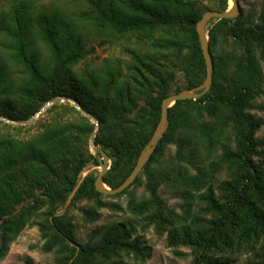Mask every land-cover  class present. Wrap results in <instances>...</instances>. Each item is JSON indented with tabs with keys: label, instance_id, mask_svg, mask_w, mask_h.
<instances>
[{
	"label": "trees",
	"instance_id": "1",
	"mask_svg": "<svg viewBox=\"0 0 264 264\" xmlns=\"http://www.w3.org/2000/svg\"><path fill=\"white\" fill-rule=\"evenodd\" d=\"M227 1L207 6L200 0H71L60 6L0 0V115L24 120L50 98L74 99L98 121L95 143L110 160L102 179L117 186L159 119L173 70L184 74V88L203 81L196 22L206 9L225 10ZM91 33L133 36L153 52L127 48L125 72L119 64L80 67L93 52L87 47ZM207 35L213 62L209 90L168 108L166 131L133 183L119 193L97 191L96 173L79 178L89 163H99L88 149L94 123L73 105L49 106L40 117L49 112L50 120H39L32 132L34 124L0 120V259L33 224L43 239L40 249L54 252L57 264H142L149 247L132 221L96 226L78 242L71 218L58 212L69 200V205L92 200L82 216L94 222L98 209L108 205L101 197L124 194L126 209L144 219L143 230L152 225L166 232L169 247L190 249L188 264H231L232 254L245 255L244 264H264V136H256L262 122L251 112L263 91L264 0L254 15L210 20ZM162 51L169 53L171 67L159 62ZM170 143L175 151L167 166H176L171 174L161 166ZM214 150L220 151L215 160L209 158ZM215 165L226 174L214 190ZM162 183L181 189L182 213L164 202ZM189 186L205 190L193 195Z\"/></svg>",
	"mask_w": 264,
	"mask_h": 264
},
{
	"label": "rangeland",
	"instance_id": "2",
	"mask_svg": "<svg viewBox=\"0 0 264 264\" xmlns=\"http://www.w3.org/2000/svg\"><path fill=\"white\" fill-rule=\"evenodd\" d=\"M69 1L71 0H41V2L45 3V5H48L49 3L51 4L57 3V5L60 6H62L64 3L67 5ZM200 1L202 4L207 6H213L215 4V0H200ZM261 2L262 0H238L239 3L238 14L240 13L252 14V15L256 14V12H258L260 8ZM227 3H228L227 8H229L231 6V0H228ZM101 40H103L104 43L102 42L100 43ZM87 47H91L93 49V52L91 54H88L86 58H84V60L78 64V66L83 67L86 64L90 66H100L103 64H108V65L119 64L122 66L123 72H125L126 63L130 62V57L127 48L136 51L138 50L144 51L148 48L146 46L138 45L136 39L133 36L110 37L107 35H101L100 37H97L96 34H92V33L88 35ZM229 49L230 46L227 45L226 50ZM149 52H153V51L149 49ZM162 53H163L162 56H157L159 62H161V64H164V67L166 66L171 67V65L169 64V59H171L169 53H165V51H162ZM263 64L264 63L261 62L263 69V82H262L263 91L260 92L259 95L253 100V108L251 109V112L256 117H259L262 122L256 132L257 137L264 136V65ZM171 76L172 77L169 78V80L167 81V84H170L169 85L170 92L168 94L174 93L176 87H179L180 90L186 89L184 88L185 80H184V74L182 72H180L177 69H174L173 72L171 73ZM139 102L142 103V100H139ZM58 103H67V102H58ZM45 110H43L42 112H44ZM40 114L32 122L25 124V125L34 124V126H31L29 132L38 129L37 127L38 125H36V123L39 122V120H41L42 124L50 120L51 114L49 112L47 114L42 115L41 117ZM5 119H10V118L0 115V120L3 123L5 122L7 124H20L16 122H9ZM97 127H98V122L97 125H95L94 123L93 130H95V133ZM6 129L7 127L3 126L1 131L5 132ZM88 149L93 154L89 146V138H88ZM174 151H175V145L172 143L168 144L161 159V162H163L161 163V166L165 167L166 169L168 168L170 170V174L172 172L171 169L174 170L176 166L174 164L167 166V162H169L172 159L174 155ZM219 152H220L219 150H214V152L212 153L211 156H209V158H214L213 160H215L216 156H219L220 154ZM191 160L195 161L192 158ZM181 163L185 166H188L190 174L195 173V168H192L190 164L188 165L184 161H182ZM109 164H110V160H109ZM97 171H98V166H94L89 163L80 173L79 178L82 179V177L88 173L97 174ZM225 174H226L225 171L222 168H220L219 165L214 166V175L210 182L214 190L218 180L223 179L225 177ZM189 188H190L189 190L193 195L202 193L205 190V187L194 189L193 187L189 186ZM137 191L141 192L142 186H139ZM158 192L168 206L172 207L175 210V212L182 213L183 207L185 206V199L182 198L181 195L182 192L181 189H179V187L177 188L173 186H166L164 183H162L159 186ZM101 199L105 202H108V205L106 207H101L98 209L100 212V217L94 222L85 221L82 216V208L91 206L93 204L92 200L82 199L70 205H69V201H70L69 200L64 205L59 207L58 209L59 213H66L71 218L75 226L74 236L78 242L86 241L88 233L92 228L96 226L110 223L112 221H121V222L132 221V223L135 225L136 233L141 236V239L144 242V244L149 247L150 254L142 264H188L189 263V261L192 258V255L188 247L186 246L169 247L166 241V232L157 233L155 232L152 225L149 226L147 229L143 230L142 224H144V219L140 217L135 218L133 215L130 214V212L126 209V196L124 194L117 197H101ZM26 200L27 199H25L21 203H25ZM110 202H113L116 205L111 206ZM198 207H199L198 202L195 203L193 202L192 208L196 210L198 209ZM42 242L43 239L41 238V235L36 225L29 224L25 226L20 231L19 235L10 243L8 251L6 252L4 257L0 259V264H57L56 254L54 252H44L40 249ZM230 259H231V264H244L246 256L245 255L236 256L232 254L230 255Z\"/></svg>",
	"mask_w": 264,
	"mask_h": 264
},
{
	"label": "water",
	"instance_id": "3",
	"mask_svg": "<svg viewBox=\"0 0 264 264\" xmlns=\"http://www.w3.org/2000/svg\"><path fill=\"white\" fill-rule=\"evenodd\" d=\"M238 13H239L238 0H231V6L229 8H226L225 10L206 9L205 11L202 12L200 18L196 22V31L198 34V40L205 64V76L203 81L194 87L181 89L177 92L168 94L162 98L160 116L149 139L140 150L129 174L125 177V179H123V181H121V183H119L117 186L113 188L105 185V183L103 182L102 179L103 175L109 168V157L105 153V151L98 144L95 143V130L92 131L89 137V146L99 163L98 171L94 180V187L97 191L103 194H115L121 192L122 190L130 186L137 177V175L141 172L149 156L154 151L157 142L162 137V135L164 134V132L168 127V108L172 106L177 100L196 99L199 96L205 94L209 90L213 78V62L208 45L207 25L209 21L212 19L234 18L238 15ZM58 102H67L72 104L82 114H84L91 121H93L95 125H97L98 122L97 119L91 113L83 109L75 100L69 97H61V98L53 97L46 100L44 104L40 107V109L28 119H24V120L5 119V120L20 124L30 123L49 105Z\"/></svg>",
	"mask_w": 264,
	"mask_h": 264
}]
</instances>
